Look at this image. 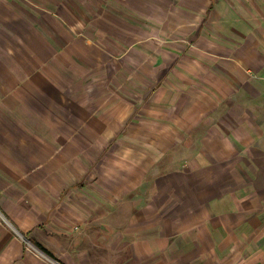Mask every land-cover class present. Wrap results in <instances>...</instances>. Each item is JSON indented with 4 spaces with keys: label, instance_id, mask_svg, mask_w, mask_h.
I'll use <instances>...</instances> for the list:
<instances>
[{
    "label": "crops",
    "instance_id": "0c3cea01",
    "mask_svg": "<svg viewBox=\"0 0 264 264\" xmlns=\"http://www.w3.org/2000/svg\"><path fill=\"white\" fill-rule=\"evenodd\" d=\"M264 264V0H0V264Z\"/></svg>",
    "mask_w": 264,
    "mask_h": 264
},
{
    "label": "built area",
    "instance_id": "2783aa9c",
    "mask_svg": "<svg viewBox=\"0 0 264 264\" xmlns=\"http://www.w3.org/2000/svg\"><path fill=\"white\" fill-rule=\"evenodd\" d=\"M12 231L16 234L15 236L20 238L25 243V245L27 246L29 250H31L39 259L44 261L46 264H62L58 260L52 257H49L45 255L43 252H41L40 250H38L29 240L18 235L16 231H14V229H12Z\"/></svg>",
    "mask_w": 264,
    "mask_h": 264
},
{
    "label": "trees",
    "instance_id": "16d2710c",
    "mask_svg": "<svg viewBox=\"0 0 264 264\" xmlns=\"http://www.w3.org/2000/svg\"><path fill=\"white\" fill-rule=\"evenodd\" d=\"M30 242L41 252H43L45 255L51 257L43 248H41L40 246H38L36 243H34L33 241L30 240Z\"/></svg>",
    "mask_w": 264,
    "mask_h": 264
},
{
    "label": "rangeland",
    "instance_id": "374dc122",
    "mask_svg": "<svg viewBox=\"0 0 264 264\" xmlns=\"http://www.w3.org/2000/svg\"><path fill=\"white\" fill-rule=\"evenodd\" d=\"M27 247V246H26Z\"/></svg>",
    "mask_w": 264,
    "mask_h": 264
}]
</instances>
